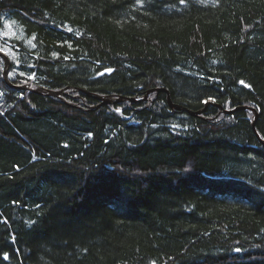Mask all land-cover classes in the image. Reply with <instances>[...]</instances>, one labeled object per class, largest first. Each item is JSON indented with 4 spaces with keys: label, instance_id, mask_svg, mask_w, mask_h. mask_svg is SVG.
Listing matches in <instances>:
<instances>
[{
    "label": "trees",
    "instance_id": "1",
    "mask_svg": "<svg viewBox=\"0 0 264 264\" xmlns=\"http://www.w3.org/2000/svg\"><path fill=\"white\" fill-rule=\"evenodd\" d=\"M8 22L0 264H264V0H0Z\"/></svg>",
    "mask_w": 264,
    "mask_h": 264
},
{
    "label": "water",
    "instance_id": "2",
    "mask_svg": "<svg viewBox=\"0 0 264 264\" xmlns=\"http://www.w3.org/2000/svg\"><path fill=\"white\" fill-rule=\"evenodd\" d=\"M0 54H2V53H0ZM2 56L4 57V59H5V71H4V75H5V78L7 79V81H8V71H9V67H10V61H9V59H8V57L7 56H5L4 54H2ZM26 88H29V86H25ZM101 99H103V102L104 103H109V102H115V101H122V100H127V99H129V100H134L133 98H127V97H125V98H118V99H114V98H112V97H110V98H106V97H100ZM169 101H170V103L172 104V106L173 107H176V108H179V109H183V107L182 106H180V105H176V104H173L172 103V101H171V98L169 97ZM243 108H246V107H243ZM221 111L223 112V113H225V114H229V113H231V112H233V110H228V109H224L222 106H221ZM193 114H197V113H193ZM255 115H256V117H258V113H255ZM256 120V119H255ZM254 126H255V121H254ZM263 142V144H264V141H262Z\"/></svg>",
    "mask_w": 264,
    "mask_h": 264
},
{
    "label": "snow or ice",
    "instance_id": "3",
    "mask_svg": "<svg viewBox=\"0 0 264 264\" xmlns=\"http://www.w3.org/2000/svg\"><path fill=\"white\" fill-rule=\"evenodd\" d=\"M13 23H14V22H8V23H6V24L4 25V27H5L6 29H8L9 31L2 32V33H0V35H3V36H5V37L14 36L15 33H14L13 31H11V29H12V24H13ZM69 31H71V29H69ZM9 51H10V50H9ZM0 52H5V50H4L3 48H0ZM5 54L7 55V53H5ZM53 55L55 56V55H58V54L53 53ZM13 58H14V57H13ZM65 59H68V57H65ZM106 71H107L108 73H111V72L113 71V69L108 68V69H106ZM103 74H104V73H100V75H103ZM12 75H13V73H11V72L8 73V77H9V78H11ZM20 75H24V73H20ZM29 78H30V79H34V78H35L34 74H33L32 77H29ZM241 83H243V81H241ZM117 111L119 112L120 110L117 109ZM65 146L67 147V145H65ZM237 251H239V249H237ZM5 258H6V257H5Z\"/></svg>",
    "mask_w": 264,
    "mask_h": 264
},
{
    "label": "bare ground",
    "instance_id": "4",
    "mask_svg": "<svg viewBox=\"0 0 264 264\" xmlns=\"http://www.w3.org/2000/svg\"><path fill=\"white\" fill-rule=\"evenodd\" d=\"M5 71V70H4ZM5 76V75H4ZM13 87V86H12ZM17 88V87H16ZM32 89V88H31ZM55 96H56V94H55Z\"/></svg>",
    "mask_w": 264,
    "mask_h": 264
}]
</instances>
